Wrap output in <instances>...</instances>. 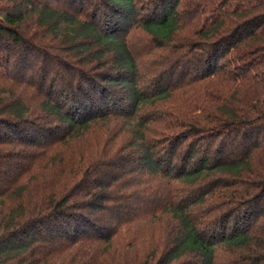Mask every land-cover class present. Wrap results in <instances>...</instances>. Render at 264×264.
<instances>
[{"label": "trees", "instance_id": "16d2710c", "mask_svg": "<svg viewBox=\"0 0 264 264\" xmlns=\"http://www.w3.org/2000/svg\"><path fill=\"white\" fill-rule=\"evenodd\" d=\"M0 264H264V0H0Z\"/></svg>", "mask_w": 264, "mask_h": 264}, {"label": "rangeland", "instance_id": "374dc122", "mask_svg": "<svg viewBox=\"0 0 264 264\" xmlns=\"http://www.w3.org/2000/svg\"><path fill=\"white\" fill-rule=\"evenodd\" d=\"M141 39H142V38H141L140 36H138V39H136L137 43L141 44ZM142 44H143V43H142ZM128 121H129V120H125L124 123H125V124H128V123H129ZM114 130H115L114 133H115V134H118V135H119V133H120L119 131H123L122 128H121V129L116 128V129H114ZM103 131H104V130H103ZM97 132H98V131H97ZM114 133H112L111 135H109L107 139H112V138L114 137V135H115ZM118 137H119V136H118ZM94 138H95V137H93V138L91 137V138L86 139V140L91 141L90 144H93V145H94V144L97 143V142L94 141ZM89 141H88V143H89ZM125 143H126L125 140H121V141L118 143V145H117L116 147H119V146L122 145V144L124 145ZM114 151H115V149H114ZM153 222H154V221H153ZM151 225H152V224H151ZM147 227H148V226H147ZM158 232H159V231L157 230V236H158ZM159 233H160V232H159ZM151 242L154 243V240L151 241Z\"/></svg>", "mask_w": 264, "mask_h": 264}]
</instances>
